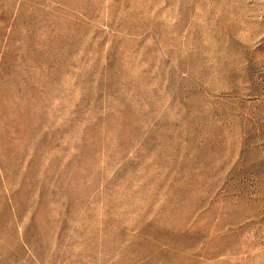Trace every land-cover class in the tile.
<instances>
[{"label":"rangeland","instance_id":"1","mask_svg":"<svg viewBox=\"0 0 264 264\" xmlns=\"http://www.w3.org/2000/svg\"><path fill=\"white\" fill-rule=\"evenodd\" d=\"M0 264H264V0H0Z\"/></svg>","mask_w":264,"mask_h":264}]
</instances>
